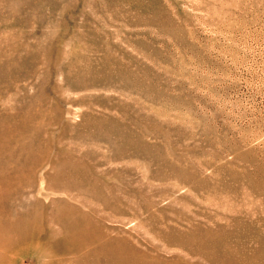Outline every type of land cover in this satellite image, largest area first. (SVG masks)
Segmentation results:
<instances>
[{
	"label": "rangeland",
	"instance_id": "obj_1",
	"mask_svg": "<svg viewBox=\"0 0 264 264\" xmlns=\"http://www.w3.org/2000/svg\"><path fill=\"white\" fill-rule=\"evenodd\" d=\"M0 264H264V0H0Z\"/></svg>",
	"mask_w": 264,
	"mask_h": 264
}]
</instances>
